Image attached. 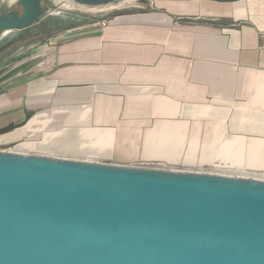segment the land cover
Instances as JSON below:
<instances>
[{
    "label": "crops",
    "instance_id": "0c3cea01",
    "mask_svg": "<svg viewBox=\"0 0 264 264\" xmlns=\"http://www.w3.org/2000/svg\"><path fill=\"white\" fill-rule=\"evenodd\" d=\"M23 44L0 69L36 58ZM47 46V59L0 83L37 74L0 94V126L31 112L0 145L264 178V0H119Z\"/></svg>",
    "mask_w": 264,
    "mask_h": 264
},
{
    "label": "water",
    "instance_id": "95a60500",
    "mask_svg": "<svg viewBox=\"0 0 264 264\" xmlns=\"http://www.w3.org/2000/svg\"><path fill=\"white\" fill-rule=\"evenodd\" d=\"M16 2L20 13H0V47L41 16V0ZM22 111L0 135L26 123L31 112ZM0 264H264V178L0 150Z\"/></svg>",
    "mask_w": 264,
    "mask_h": 264
},
{
    "label": "rangeland",
    "instance_id": "374dc122",
    "mask_svg": "<svg viewBox=\"0 0 264 264\" xmlns=\"http://www.w3.org/2000/svg\"><path fill=\"white\" fill-rule=\"evenodd\" d=\"M150 4V3H149ZM42 6H43V11L41 13V16L39 19L35 21V23L32 25V27L28 30L30 35H27V37L22 36L20 39H17L4 48L0 50V58L3 52H8L13 48H16L19 46V44L24 43L23 45H20L23 49L22 51L25 50L27 45H36V52L33 54L36 56L31 62L24 63L28 65L27 69L31 66L36 67L35 65L42 60L47 59L51 55L50 48L47 46V43L44 42V39H49L51 35H53L55 32L58 30L65 28L68 26V24H71L72 22L69 20L67 21H62L58 19L59 17H62L64 15H84V16H92L94 13V10L100 9L101 6L99 7H86V6H81L73 3L71 0H42ZM0 8H2L3 11L6 10H16L17 12L21 11V8L19 4L16 2V0H0ZM1 11V10H0ZM50 14V16H49ZM52 24H55L56 27H52L51 29L54 30V33L48 36L45 34V32L42 31V29L46 28L47 26H52ZM33 30H36L35 32ZM11 36L8 34L6 37H3V39L8 38ZM1 40V36H0ZM2 60H0V66H1ZM20 66V65H19ZM12 65H7L5 68L0 69V77L10 70ZM27 71V70H26ZM25 71V72H26ZM15 147H18L17 143H12V144H6V145H0V150L1 151H13V152H20V153H27V154H34V155H44V156H49L45 154H36L34 152L28 151L22 147H19L20 149H15ZM56 157V156H52ZM61 158V157H60ZM73 159V158H69ZM77 160H84V159H77ZM88 161H93V160H88ZM98 162V161H95ZM104 163H115V162H104ZM119 164V163H117ZM141 165H147V166H157V167H166V166H161L158 164H141ZM170 168V167H168ZM209 170V169H206ZM213 171V170H210ZM216 173H225L231 175H241V174H233L232 172H227V171H214ZM241 176H250V175H241ZM250 177H255V176H250Z\"/></svg>",
    "mask_w": 264,
    "mask_h": 264
},
{
    "label": "flooded vegetation",
    "instance_id": "af4514ba",
    "mask_svg": "<svg viewBox=\"0 0 264 264\" xmlns=\"http://www.w3.org/2000/svg\"><path fill=\"white\" fill-rule=\"evenodd\" d=\"M41 5H42V1H41ZM43 7V6H42ZM0 13L1 12H4L3 10H2V8H0ZM6 11H8V10H6ZM43 11V10H42ZM21 12V11H20ZM20 12H18V13H20ZM52 27H56V25L55 24H52V26H47L46 28H44V29H42V31L43 32H45V34H47L48 36H50L51 34H53L54 33V30H52L53 28ZM52 28V29H51ZM34 32L36 31V30H33ZM30 33L31 32H26V33H22V36H27V35H30Z\"/></svg>",
    "mask_w": 264,
    "mask_h": 264
},
{
    "label": "built area",
    "instance_id": "2783aa9c",
    "mask_svg": "<svg viewBox=\"0 0 264 264\" xmlns=\"http://www.w3.org/2000/svg\"><path fill=\"white\" fill-rule=\"evenodd\" d=\"M99 24L102 25V26H105V25H106V21H105V20H101V21L99 22Z\"/></svg>",
    "mask_w": 264,
    "mask_h": 264
},
{
    "label": "trees",
    "instance_id": "16d2710c",
    "mask_svg": "<svg viewBox=\"0 0 264 264\" xmlns=\"http://www.w3.org/2000/svg\"><path fill=\"white\" fill-rule=\"evenodd\" d=\"M42 1V0H41ZM42 10H43V7H42ZM25 37H27V36H25Z\"/></svg>",
    "mask_w": 264,
    "mask_h": 264
},
{
    "label": "bare ground",
    "instance_id": "6f19581e",
    "mask_svg": "<svg viewBox=\"0 0 264 264\" xmlns=\"http://www.w3.org/2000/svg\"><path fill=\"white\" fill-rule=\"evenodd\" d=\"M242 175V174H241Z\"/></svg>",
    "mask_w": 264,
    "mask_h": 264
}]
</instances>
